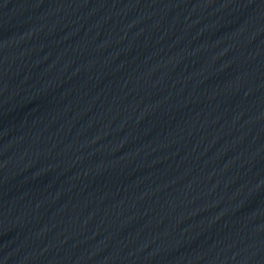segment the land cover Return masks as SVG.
Returning <instances> with one entry per match:
<instances>
[{"label": "water", "instance_id": "obj_1", "mask_svg": "<svg viewBox=\"0 0 264 264\" xmlns=\"http://www.w3.org/2000/svg\"><path fill=\"white\" fill-rule=\"evenodd\" d=\"M0 264H264V0H0Z\"/></svg>", "mask_w": 264, "mask_h": 264}]
</instances>
